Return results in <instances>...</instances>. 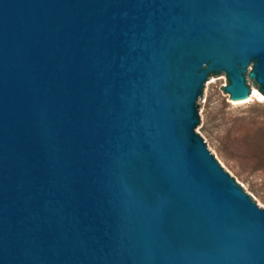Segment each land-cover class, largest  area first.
Masks as SVG:
<instances>
[{"label": "water", "instance_id": "95a60500", "mask_svg": "<svg viewBox=\"0 0 264 264\" xmlns=\"http://www.w3.org/2000/svg\"><path fill=\"white\" fill-rule=\"evenodd\" d=\"M219 75L264 97V0H0V264H264Z\"/></svg>", "mask_w": 264, "mask_h": 264}, {"label": "rangeland", "instance_id": "374dc122", "mask_svg": "<svg viewBox=\"0 0 264 264\" xmlns=\"http://www.w3.org/2000/svg\"><path fill=\"white\" fill-rule=\"evenodd\" d=\"M222 75L205 82L197 132L221 162L264 206V100L229 101ZM250 90L254 88L249 85Z\"/></svg>", "mask_w": 264, "mask_h": 264}, {"label": "bare ground", "instance_id": "6f19581e", "mask_svg": "<svg viewBox=\"0 0 264 264\" xmlns=\"http://www.w3.org/2000/svg\"><path fill=\"white\" fill-rule=\"evenodd\" d=\"M252 97H254V98L256 97V99L264 100V97L261 96V95L256 91L255 88H252L251 90H249L248 98H247L246 100H244V101H247V100H249V99L252 98ZM244 101H242V102H244Z\"/></svg>", "mask_w": 264, "mask_h": 264}]
</instances>
